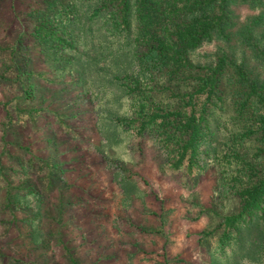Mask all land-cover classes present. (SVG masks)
Segmentation results:
<instances>
[{
    "label": "rangeland",
    "instance_id": "rangeland-1",
    "mask_svg": "<svg viewBox=\"0 0 264 264\" xmlns=\"http://www.w3.org/2000/svg\"><path fill=\"white\" fill-rule=\"evenodd\" d=\"M46 2L0 0V264H264V245L216 250L238 202L215 164L187 187L151 134L114 125V92L18 40ZM224 33L194 61L224 47L264 81V0H233Z\"/></svg>",
    "mask_w": 264,
    "mask_h": 264
},
{
    "label": "trees",
    "instance_id": "trees-1",
    "mask_svg": "<svg viewBox=\"0 0 264 264\" xmlns=\"http://www.w3.org/2000/svg\"><path fill=\"white\" fill-rule=\"evenodd\" d=\"M232 2L47 0L30 34L18 37H32L80 81L101 83L97 92H114L124 109L114 125L128 136L151 134L163 165L181 172L187 187L215 164L225 193L238 202L214 228L216 250L226 255L264 245V81L224 47L208 62L196 63L193 52L227 37Z\"/></svg>",
    "mask_w": 264,
    "mask_h": 264
}]
</instances>
